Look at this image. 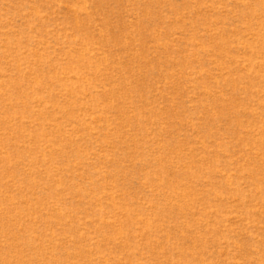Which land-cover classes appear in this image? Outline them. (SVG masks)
Listing matches in <instances>:
<instances>
[{
	"label": "rangeland",
	"instance_id": "1",
	"mask_svg": "<svg viewBox=\"0 0 264 264\" xmlns=\"http://www.w3.org/2000/svg\"><path fill=\"white\" fill-rule=\"evenodd\" d=\"M0 264H264V0H0Z\"/></svg>",
	"mask_w": 264,
	"mask_h": 264
}]
</instances>
